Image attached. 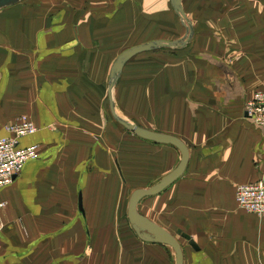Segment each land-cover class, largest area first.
I'll use <instances>...</instances> for the list:
<instances>
[{"label":"crops","instance_id":"0c3cea01","mask_svg":"<svg viewBox=\"0 0 264 264\" xmlns=\"http://www.w3.org/2000/svg\"><path fill=\"white\" fill-rule=\"evenodd\" d=\"M212 1L204 4L217 22L202 23L197 1L183 0L193 44L136 56L112 95L121 118L190 150L181 178L138 205L178 238L184 264H264V219L235 201L239 185L264 178V128L244 105L264 89V0ZM163 14L177 26L170 0H23L0 9V137L26 115L38 132L20 147L40 146L39 159L0 189V264H176L171 248L130 235L125 199L130 184L153 187L181 154L128 132L107 96L113 62L161 31ZM199 25L223 36H196ZM145 26L153 33H139Z\"/></svg>","mask_w":264,"mask_h":264},{"label":"water","instance_id":"95a60500","mask_svg":"<svg viewBox=\"0 0 264 264\" xmlns=\"http://www.w3.org/2000/svg\"><path fill=\"white\" fill-rule=\"evenodd\" d=\"M23 0H0V9H6L7 7L20 4ZM183 0H170V7L173 9L174 14L177 15L179 22L185 28L184 34L181 38L176 40H154L150 41L147 44H140L134 47H130L121 52V55L116 58V60L112 64L110 75L108 76L109 88L107 90V96H109V110H111L112 118L122 127L126 128L128 132L135 135V137L142 138L144 140L150 141V143L162 144L164 146L170 145L174 148L178 149L181 154V158L179 159L178 166L171 172H169L165 177L163 176L161 180H159L153 187L148 188H140L139 190H133L130 196V199L127 204L128 215L127 219L132 226L133 232L136 236L139 237L141 241L153 243L154 245L160 244L165 245L167 248H171L174 253V262L176 264H184L183 262V248L180 245V241L178 238L166 232V230L156 224L153 221L149 220L143 214L139 213L138 205L141 200L147 197H154L162 193L164 189H167L169 185H172L175 181L181 178L182 174L187 168L188 157H190V150L184 144V142L178 139L175 136L171 135H163V133L149 131V129L143 128L139 125H135L126 119H121V116L115 110V100L113 94V89H115L118 84V80H120L121 74L123 73L124 66L132 59H135L136 56L149 53L157 50H173L177 52V50H183L191 42L194 40V24L191 20L188 19V15L185 11V8L182 6ZM246 116V115H245ZM81 203V202H80ZM79 203V205H80ZM183 239L187 240V245L196 251L199 250L195 245V241L188 234H182L177 231Z\"/></svg>","mask_w":264,"mask_h":264},{"label":"built area","instance_id":"2783aa9c","mask_svg":"<svg viewBox=\"0 0 264 264\" xmlns=\"http://www.w3.org/2000/svg\"><path fill=\"white\" fill-rule=\"evenodd\" d=\"M246 117L264 128V90L255 91L245 102ZM6 136L0 137V189L13 185V180L21 172L26 162L39 159L37 145L20 147L19 139L38 132L31 119L24 115L6 125ZM236 192V204L250 215L264 216V178L256 183L239 185ZM0 202V211L6 207Z\"/></svg>","mask_w":264,"mask_h":264},{"label":"rangeland","instance_id":"374dc122","mask_svg":"<svg viewBox=\"0 0 264 264\" xmlns=\"http://www.w3.org/2000/svg\"><path fill=\"white\" fill-rule=\"evenodd\" d=\"M197 2L196 3H194V5L196 6V7H198V8H201L200 9V12H199V14H198V16H197V18H196V20L197 21H199V22H202V23H204V21H208V20H212V21H216V16H217V14L215 13V14H213L214 13V11L212 10V8L210 7V6H208V5H205L204 4V2H205V0H196ZM220 1L221 0H213L212 1V6H217V5H221V3H220ZM229 1H231V0H229ZM229 1H227L226 3H225V5H227V4H231V2H229ZM199 2V3H198ZM217 3H220V4H217ZM165 15L166 14H163V17L158 21V19L156 20V23L158 24V22L159 23H161V31L160 30H157V29H154V31L156 32V34H154L153 33V31H152V28H150V27H144V28H142V29H140L139 30V33L140 32H146V30L147 29H149V31H152V33H153V35L152 36H150L149 37V39H145V41L146 42H148V40H150V41H154V40H159V39H164V40H175L177 37H180L181 35H183V32H184V28H183V26L181 25V23H179V19L176 17L175 19H176V23H177V26H175L174 25V23H172V21H174V15H173V17H170V18H168V17H165ZM223 15V14H222ZM148 21H150V20H147V22ZM168 21H171L170 23L168 22ZM217 22V21H216ZM158 25H160V24H158ZM200 26V25H199ZM197 33L198 34H196V36H200V37H211V36H213V37H215V39H217L218 38V35L217 34H219V35H221V36H223L222 35V31H220L219 30V28L218 27H211V28H208L206 25H201L200 26V29L197 31ZM132 38V37H131ZM132 40L134 41V43H137V41H140V40H143L144 41V39L143 38H141V36L139 35V36H137L136 38H132ZM149 41V42H150ZM145 42V43H146ZM193 42V41H192ZM191 42V44H193ZM138 45H140L141 44V42H139V43H137ZM137 44L136 45H134V46H137ZM142 44H144V43H142ZM147 44V43H146ZM191 44L190 45H188V48H190V46H191ZM130 47H132V46H130ZM185 50V49H184ZM157 53H160V52H155V53H153V54H157ZM150 56H152V55H150ZM257 90H261V91H263L264 89H257ZM256 90V91H257ZM132 134V133H131ZM135 136V135H134ZM155 183H157V182H155ZM154 183V184H155ZM154 184H152V183H150L149 185L150 186H154ZM130 187H128V190H129V193L126 195V201L130 198V193L133 191V190H135V189H137V185H132V184H130L129 185ZM142 188V187H141ZM143 188H145V187H143ZM139 190V189H138ZM244 211V210H243ZM126 216H127V214H126ZM125 216V217H126ZM258 217V216H257ZM264 219L263 218V216L262 217H258V219ZM260 219V220H261ZM128 219H126L125 220V222H127V228H128V231H129V233H130V235L131 236H136L135 234H134V232L132 231V226H131V224H130V222H128L127 221ZM137 237V236H136ZM138 238V237H137ZM136 239H134V240H132V241H135Z\"/></svg>","mask_w":264,"mask_h":264},{"label":"trees","instance_id":"16d2710c","mask_svg":"<svg viewBox=\"0 0 264 264\" xmlns=\"http://www.w3.org/2000/svg\"><path fill=\"white\" fill-rule=\"evenodd\" d=\"M188 10H189V8L187 7V5L185 6ZM186 49V48H185ZM155 52H161V53H163V52H173V53H178L179 52V50H177V52H175V51H173V50H167V49H163V50H157V51H152V52H149V53H155ZM149 53H147V54H149ZM143 54H145V53H143ZM141 55V54H140ZM130 194H132V193H130ZM131 196V195H130Z\"/></svg>","mask_w":264,"mask_h":264},{"label":"bare ground","instance_id":"6f19581e","mask_svg":"<svg viewBox=\"0 0 264 264\" xmlns=\"http://www.w3.org/2000/svg\"><path fill=\"white\" fill-rule=\"evenodd\" d=\"M246 111V110H245ZM118 113V112H117ZM121 119H126V118H121Z\"/></svg>","mask_w":264,"mask_h":264}]
</instances>
